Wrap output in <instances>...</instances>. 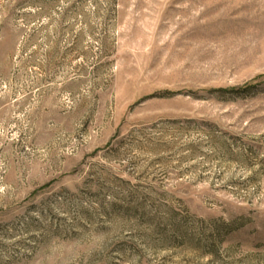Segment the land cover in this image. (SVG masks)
Instances as JSON below:
<instances>
[{"label": "rangeland", "instance_id": "obj_1", "mask_svg": "<svg viewBox=\"0 0 264 264\" xmlns=\"http://www.w3.org/2000/svg\"><path fill=\"white\" fill-rule=\"evenodd\" d=\"M0 264H264V0H0Z\"/></svg>", "mask_w": 264, "mask_h": 264}]
</instances>
